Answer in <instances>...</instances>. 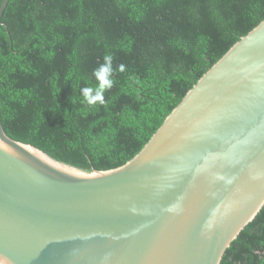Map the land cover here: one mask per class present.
<instances>
[{"label":"water","instance_id":"water-1","mask_svg":"<svg viewBox=\"0 0 264 264\" xmlns=\"http://www.w3.org/2000/svg\"><path fill=\"white\" fill-rule=\"evenodd\" d=\"M263 205L264 18L121 166L58 161L0 119V264H220Z\"/></svg>","mask_w":264,"mask_h":264},{"label":"trees","instance_id":"trees-1","mask_svg":"<svg viewBox=\"0 0 264 264\" xmlns=\"http://www.w3.org/2000/svg\"><path fill=\"white\" fill-rule=\"evenodd\" d=\"M263 18L264 0H7L0 16L2 127L86 171L121 166ZM105 54L113 56L114 85L105 105L89 106L81 89L95 85L92 73ZM220 264H264V205Z\"/></svg>","mask_w":264,"mask_h":264},{"label":"clouds","instance_id":"clouds-1","mask_svg":"<svg viewBox=\"0 0 264 264\" xmlns=\"http://www.w3.org/2000/svg\"><path fill=\"white\" fill-rule=\"evenodd\" d=\"M103 62L99 64L97 68L93 70V77L95 78L94 86H85L81 89L82 103H86L89 106L105 105L106 100L104 93L109 91L114 85V69L112 66L113 56L111 54H105L102 57ZM124 70V66H120V71ZM76 97H70V102L75 104ZM180 210L179 205H173L168 209L170 212H178ZM211 227V225H208Z\"/></svg>","mask_w":264,"mask_h":264}]
</instances>
